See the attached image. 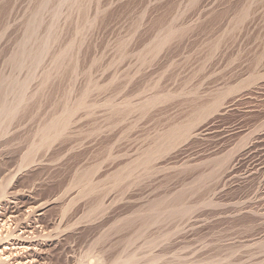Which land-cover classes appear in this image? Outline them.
I'll return each mask as SVG.
<instances>
[{
  "label": "rangeland",
  "instance_id": "1",
  "mask_svg": "<svg viewBox=\"0 0 264 264\" xmlns=\"http://www.w3.org/2000/svg\"><path fill=\"white\" fill-rule=\"evenodd\" d=\"M0 185L70 264H264V0H0Z\"/></svg>",
  "mask_w": 264,
  "mask_h": 264
},
{
  "label": "bare ground",
  "instance_id": "2",
  "mask_svg": "<svg viewBox=\"0 0 264 264\" xmlns=\"http://www.w3.org/2000/svg\"><path fill=\"white\" fill-rule=\"evenodd\" d=\"M170 136H172V135H170ZM5 192H6L5 188H3L2 185H0V195L5 193ZM15 197H17V196H15ZM18 201L19 200H17V202ZM2 202H0V203H2ZM14 202H16V201H14ZM5 205H6V203H5ZM9 205H11V204H9ZM5 207L2 206V204H0V264H70V260L68 258L70 254L68 255V257H66V259H60V258L56 259V257L55 258L53 257L54 254L51 251V249H50L51 253L49 252V247L46 246V244L48 243V240H49V236L47 238L48 239L47 243L44 244V242L40 241V239L45 237V234H46V232H45L46 227L44 228V225L42 228H40L38 226L40 224L37 225L41 230L38 229L37 226L35 227L33 225V220L32 221L28 220V219H31L30 218L31 214L27 215L29 218L25 217L26 220H28V221H26V223H25V221L22 222V218L24 217L25 214L19 213L22 211L21 209H20L21 211H19L17 213L21 214V216L23 214L22 218L19 215H17L16 210H11V209L7 210ZM9 207H11V206H9ZM26 212L28 213V211H26ZM43 217H44V215H43ZM34 219H35V217H34ZM36 219L39 220V218H36ZM40 221H41V219H40ZM40 221H38V222H40ZM34 223H35V221H34ZM46 229L48 232L49 229L48 228H46ZM141 240H143V239H141ZM137 249H139V248H137ZM95 253H97V252H95ZM51 254H53V256ZM132 256H134V255H132ZM119 258H117V259L119 260ZM90 261L91 260H89V263H90ZM99 261L96 264H99ZM140 261H139V263H140ZM136 262L137 261L135 260V263ZM82 263H83V261H82ZM87 263H88V261H87ZM87 263H83V264H87ZM92 263L95 264V262L91 261L90 264H92ZM133 263H134V261H133Z\"/></svg>",
  "mask_w": 264,
  "mask_h": 264
}]
</instances>
